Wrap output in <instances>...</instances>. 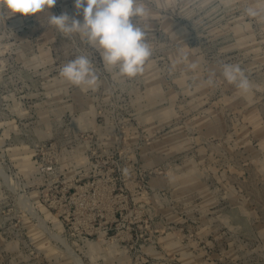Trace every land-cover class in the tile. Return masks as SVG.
Returning <instances> with one entry per match:
<instances>
[{
  "label": "rangeland",
  "instance_id": "obj_1",
  "mask_svg": "<svg viewBox=\"0 0 264 264\" xmlns=\"http://www.w3.org/2000/svg\"><path fill=\"white\" fill-rule=\"evenodd\" d=\"M140 2L131 78L49 23L74 0L0 7V264H264V0ZM80 55L94 90L60 76Z\"/></svg>",
  "mask_w": 264,
  "mask_h": 264
},
{
  "label": "clouds",
  "instance_id": "obj_2",
  "mask_svg": "<svg viewBox=\"0 0 264 264\" xmlns=\"http://www.w3.org/2000/svg\"><path fill=\"white\" fill-rule=\"evenodd\" d=\"M57 0H0L10 16L17 13L23 17L34 16L45 9H52ZM77 15L50 14L49 23L61 33H78L95 48L106 69H116L118 76L135 77L143 71L152 51L147 41L148 32L135 22L148 15L140 0H74ZM250 17L264 19V7L247 8ZM214 75V73H213ZM60 76L68 83L84 90H94L98 86V76L92 61L80 55L70 60L60 69ZM222 76L241 93L248 94L252 84L239 64H223ZM213 81L210 79L209 83Z\"/></svg>",
  "mask_w": 264,
  "mask_h": 264
}]
</instances>
